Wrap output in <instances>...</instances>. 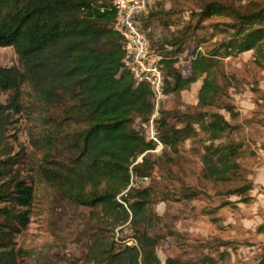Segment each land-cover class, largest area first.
Wrapping results in <instances>:
<instances>
[{
    "label": "trees",
    "instance_id": "obj_1",
    "mask_svg": "<svg viewBox=\"0 0 264 264\" xmlns=\"http://www.w3.org/2000/svg\"><path fill=\"white\" fill-rule=\"evenodd\" d=\"M111 2L0 0V47L12 46L17 54L16 65L0 66V92L12 91L8 104L20 110V95L26 93L25 105L32 107L40 124L42 181L68 202L93 210L100 225L87 246L90 261L161 264L156 254L160 236L150 227L153 187H134L131 176H150L167 148L177 152L182 142L201 133L203 178L227 185L226 195H245L252 189L250 180L233 184L238 182L242 146L225 139L237 128L220 112L235 115L220 82V60L252 50L255 62L264 64V0H198L197 20L154 37L157 47L146 32L160 57L167 97L202 78L196 107L168 109L164 102L160 107L155 124L164 150L156 159L149 152L154 144L139 127L153 112V94L123 66ZM151 8L149 4L143 18L153 22L158 12ZM170 11L174 13L168 9L164 15ZM212 17L226 18L222 31L231 34L207 52H196L189 72L182 73L176 66L178 55L190 35ZM7 165L0 166V264H16L26 250L14 246V237L29 221L33 188ZM125 223L133 230L134 244L108 238L107 232ZM175 263L167 258L165 264ZM256 264H264V247Z\"/></svg>",
    "mask_w": 264,
    "mask_h": 264
},
{
    "label": "rangeland",
    "instance_id": "obj_2",
    "mask_svg": "<svg viewBox=\"0 0 264 264\" xmlns=\"http://www.w3.org/2000/svg\"><path fill=\"white\" fill-rule=\"evenodd\" d=\"M152 1L151 11L158 12V17L151 22L143 16L142 26L155 47L159 46L155 32L167 36L171 30L197 20L194 12L198 0ZM168 9L174 13L164 15ZM226 21L206 19L190 35L176 64L182 73L189 72L196 52H207L231 34L227 29L222 31ZM220 61V82L235 115L231 118L224 110L220 112L237 128L225 139L242 146L238 182L233 184L250 180L252 189L245 195H226L227 185L203 178L205 136L201 133L182 142L177 152L167 148L149 181L134 186L153 187L150 227L160 236L156 254L161 264L167 258L176 259L175 264H204L208 260L212 264H256L264 247V64L255 62L252 50L222 56ZM16 64L15 49L0 47V66ZM201 83L199 78L186 90L168 95L163 106L180 110L196 107ZM11 96L12 91L0 92L4 105L0 110V166L7 163L11 173H18L33 188L29 221L14 237V246L26 250L16 264H96L86 255L91 237L99 233L93 210L68 202L42 181L38 170L44 147L39 121L31 113L32 107L25 105L26 93L20 95L21 110L9 106ZM163 150L151 152V159L162 155ZM107 234L122 240L120 244L135 243L127 223Z\"/></svg>",
    "mask_w": 264,
    "mask_h": 264
},
{
    "label": "built area",
    "instance_id": "obj_3",
    "mask_svg": "<svg viewBox=\"0 0 264 264\" xmlns=\"http://www.w3.org/2000/svg\"><path fill=\"white\" fill-rule=\"evenodd\" d=\"M151 0H112L115 19L112 28L122 38L123 66L136 82L147 83L153 94V112L147 122L140 124L145 138L154 144L149 152H158L164 148L155 119L159 109L167 98L163 90V72L157 61L160 58L150 46V39L143 29L141 17L148 12ZM140 155L136 161L141 159ZM149 181V176H131L130 185Z\"/></svg>",
    "mask_w": 264,
    "mask_h": 264
},
{
    "label": "crops",
    "instance_id": "obj_4",
    "mask_svg": "<svg viewBox=\"0 0 264 264\" xmlns=\"http://www.w3.org/2000/svg\"><path fill=\"white\" fill-rule=\"evenodd\" d=\"M152 2H153V1L151 0V1H150V5H151ZM154 36H155L156 38H159V34H158L157 32H155Z\"/></svg>",
    "mask_w": 264,
    "mask_h": 264
}]
</instances>
